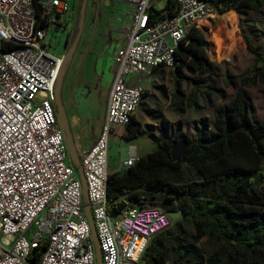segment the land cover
<instances>
[{"label": "built area", "instance_id": "1", "mask_svg": "<svg viewBox=\"0 0 264 264\" xmlns=\"http://www.w3.org/2000/svg\"><path fill=\"white\" fill-rule=\"evenodd\" d=\"M122 1L129 18L125 42L113 56L104 122L80 157L84 198L53 107L63 58L45 44L48 29L69 7L62 0H0V264H97V258L137 264L150 239L169 226L159 208L107 213L109 138L130 124L144 79L159 67L177 66L174 51L186 30L214 11L203 0H165L173 11L155 16L151 0ZM135 160H122L118 171Z\"/></svg>", "mask_w": 264, "mask_h": 264}, {"label": "trees", "instance_id": "2", "mask_svg": "<svg viewBox=\"0 0 264 264\" xmlns=\"http://www.w3.org/2000/svg\"><path fill=\"white\" fill-rule=\"evenodd\" d=\"M203 1L217 15L264 8V0ZM169 7L167 3L156 11L150 4L155 16ZM198 27L186 30L174 51L178 65L173 68L177 77L191 84L185 103L194 111L200 88L213 94L219 76ZM242 39L254 59L250 70L239 78L240 86H264V53L246 37ZM70 58L71 49L63 58L60 76ZM232 79L224 73V85ZM214 122L216 128L195 141L182 140L186 146L180 158L170 156L175 141L160 137L155 150L137 157L131 167L108 175L110 216L143 203L177 215L174 220L169 217V226L150 239L137 264H264V123L252 119L242 90L228 104L218 106ZM128 130H134L132 125Z\"/></svg>", "mask_w": 264, "mask_h": 264}, {"label": "rangeland", "instance_id": "3", "mask_svg": "<svg viewBox=\"0 0 264 264\" xmlns=\"http://www.w3.org/2000/svg\"><path fill=\"white\" fill-rule=\"evenodd\" d=\"M46 1V0H42ZM67 3L69 13L58 20V31L55 33L56 27L52 26L48 29L45 36V44L47 50L55 57L64 55L65 47L70 49L74 42V56L70 61L64 74L58 78L54 89L53 107L56 112L57 122L61 126L64 137L70 141L73 138L72 129L68 124L67 115L76 113L79 116L80 128L84 130L80 134L77 129L75 133H79V138L84 141L94 140L99 133L98 122L103 109L101 99H97L90 103L91 100V82H77L78 72L77 63L81 59V55L86 49L91 51L93 43L88 38L85 24V10L87 3H97L98 0H86L83 8L82 16L81 1L82 0H62ZM153 9L156 11L162 10L165 5V0H151ZM231 13L234 19L229 14ZM208 23L200 28L204 33L208 42V56L210 60L218 67L219 76L216 77L217 87L213 94H206L205 88H200L201 92L197 98L196 111L189 108L185 99L190 94L191 84L184 81L177 94L176 108L178 133L171 135V140L181 141L182 139L196 140L206 133L214 130V114L218 106L228 104L234 97L237 90H242L245 97L249 101L250 113L252 119L256 123H264V86L256 84L250 88L240 86L239 78L247 73L252 65L253 56L246 51L245 43L242 37H246L248 42L257 50L264 53V8L258 12L249 10L235 13L233 11L222 15L213 14L207 18ZM204 24V23H203ZM227 73L233 77L232 83L224 85L223 75ZM185 75H189L184 73ZM169 75V74H168ZM165 75L168 80L165 81L168 90L171 91L172 77ZM76 86H78L76 88ZM88 89V90H87ZM167 92V93H168ZM160 100L164 104H160L161 111L170 113L168 110V100L162 97V93L156 90ZM166 93V94H167ZM208 98L211 99L208 102ZM69 100V101H68ZM68 101V102H67ZM70 104V106H69ZM77 135V134H76ZM144 145H150V138L145 140ZM66 145V144H65ZM68 160L70 165L75 164L74 158L71 157L70 147L66 145ZM113 158H117L116 148L112 147ZM137 206L159 208L156 205L149 203L139 204ZM174 220L177 216H169Z\"/></svg>", "mask_w": 264, "mask_h": 264}, {"label": "crops", "instance_id": "4", "mask_svg": "<svg viewBox=\"0 0 264 264\" xmlns=\"http://www.w3.org/2000/svg\"><path fill=\"white\" fill-rule=\"evenodd\" d=\"M150 4L153 8V3ZM129 9L130 6L122 0H98L97 3L86 4L84 27L86 28V32H88L89 40L93 43V48L91 51H88L86 47L81 55L80 61L77 63V82L79 84L85 81L91 82V87L88 88L91 90L90 103H93L98 97V99L100 98L102 101L103 109L98 122L99 133L94 140L89 141L81 140L78 136L79 133H75L77 129H80V134L84 130L83 127L80 128L79 116L76 113L67 115L66 119L72 129L73 138L70 141L65 137V144H68L70 147L71 157L75 160V164L71 166L76 172L81 155L96 143L104 122L107 96L115 72L113 56L116 50L125 42L124 27L129 18ZM170 11H173L172 5L161 15H167ZM206 23H208V19L201 27H204ZM75 43L76 42H74L73 46L70 48V61L74 56ZM68 50L65 47L62 58H64ZM69 63L66 65L65 70ZM63 74L64 72L61 76ZM165 75L172 77V81L170 80L172 87L171 91H167L168 93L165 92L168 90L165 81H167L169 77L167 78ZM61 76L59 73V78ZM183 82V80L175 75L173 69L164 67L155 69L144 79L142 98L137 110L131 118L130 124L124 128H114L110 135L106 167L109 175L117 172L119 163L130 155H134L137 158L147 154L156 149V140L158 138L171 139V135H176L178 133L179 129L177 122L179 119L176 116V100L180 90L179 86H181ZM77 87L78 86H76V88ZM156 90L162 93V97L168 100V110L170 113L161 111L160 104L164 103L158 97ZM136 124L139 125V128ZM131 125L134 130L129 131L128 127ZM149 138L150 145H144L146 142L145 140ZM112 147L116 148L117 158H113Z\"/></svg>", "mask_w": 264, "mask_h": 264}, {"label": "water", "instance_id": "5", "mask_svg": "<svg viewBox=\"0 0 264 264\" xmlns=\"http://www.w3.org/2000/svg\"><path fill=\"white\" fill-rule=\"evenodd\" d=\"M85 2H86V0H82V2H81V8H82L81 11H80L81 16H82V13H83V8H84V6H85ZM57 31H58V27L56 26L55 29H54V32L56 33ZM62 61H63V60H62ZM58 78H59V77H58ZM57 81H58V79H57ZM56 120H57V117H56ZM57 123H58V122H57ZM58 125H59V127H60V124H59V123H58ZM60 129H61V128H60ZM61 131H62V130H61ZM63 138H64V142H65V137L63 136ZM185 146H186V144H185L182 140H181V141H177V142H173V143L171 144V146H170V156H171V158H172L173 160L180 158L181 155H182L183 152H184ZM76 170H77V173H78V176H79V179H80L81 185H82V189H83V197L85 198L84 183H83V179H82V175H81L80 167L77 166V169H76ZM88 220H89V222H90L89 217H88ZM90 224H91V222H90ZM93 241L96 242L95 239H93ZM96 253H98V248H97V247H96ZM97 264H100L98 258H97Z\"/></svg>", "mask_w": 264, "mask_h": 264}, {"label": "bare ground", "instance_id": "6", "mask_svg": "<svg viewBox=\"0 0 264 264\" xmlns=\"http://www.w3.org/2000/svg\"><path fill=\"white\" fill-rule=\"evenodd\" d=\"M206 20H207V18H206V19H203V20H201V21H199L197 25H198V26H201Z\"/></svg>", "mask_w": 264, "mask_h": 264}, {"label": "flooded vegetation", "instance_id": "7", "mask_svg": "<svg viewBox=\"0 0 264 264\" xmlns=\"http://www.w3.org/2000/svg\"><path fill=\"white\" fill-rule=\"evenodd\" d=\"M82 2V1H81Z\"/></svg>", "mask_w": 264, "mask_h": 264}]
</instances>
